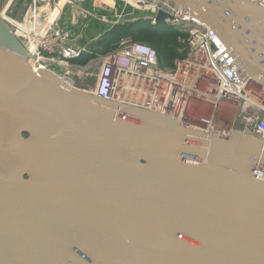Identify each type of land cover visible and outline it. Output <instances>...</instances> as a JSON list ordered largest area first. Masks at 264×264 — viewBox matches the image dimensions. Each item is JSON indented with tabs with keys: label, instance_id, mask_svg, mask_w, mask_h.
Here are the masks:
<instances>
[{
	"label": "water",
	"instance_id": "95a60500",
	"mask_svg": "<svg viewBox=\"0 0 264 264\" xmlns=\"http://www.w3.org/2000/svg\"><path fill=\"white\" fill-rule=\"evenodd\" d=\"M162 1L264 84L263 0ZM171 113L32 66L0 17V264H264V141Z\"/></svg>",
	"mask_w": 264,
	"mask_h": 264
},
{
	"label": "built area",
	"instance_id": "2783aa9c",
	"mask_svg": "<svg viewBox=\"0 0 264 264\" xmlns=\"http://www.w3.org/2000/svg\"><path fill=\"white\" fill-rule=\"evenodd\" d=\"M120 1L127 4V10L112 7L108 11L107 0H26L25 11L17 18L10 11L17 2L13 0L0 16L11 25L34 67L55 66L64 73L80 70L82 74L96 66L95 83L86 89L95 97L169 115L172 110L171 116L181 125L208 134L219 128L217 118L224 129L231 130L227 116L232 119L235 110L230 124L239 123L241 130L248 129L264 141V84L249 79L209 25L162 0ZM158 12L165 14L162 21L156 19ZM138 18L182 33L177 41L181 45L178 51L184 55L174 60L173 67L161 65L153 47L127 36L119 38L109 52L97 51L102 36ZM94 22L99 26L97 38L91 37V44L82 43L84 30ZM84 56L88 57L84 64L75 62ZM52 71L67 80L61 71ZM133 80L134 93L152 95L156 105L119 98L120 89ZM184 80H188L186 87L182 86ZM192 95L212 112L202 113L199 104L191 103Z\"/></svg>",
	"mask_w": 264,
	"mask_h": 264
},
{
	"label": "trees",
	"instance_id": "16d2710c",
	"mask_svg": "<svg viewBox=\"0 0 264 264\" xmlns=\"http://www.w3.org/2000/svg\"><path fill=\"white\" fill-rule=\"evenodd\" d=\"M97 25L96 22L93 26ZM97 27H99L97 25ZM181 32L174 31L171 28L159 24L151 26L148 21L138 18L134 21L117 25L114 29L107 32L98 41L97 51L105 54L114 48L115 42L121 37H130L133 41L143 42L153 47L158 55L159 63L163 66L170 67L175 59L183 57L178 49L181 45L177 37ZM87 56L75 60L76 63L84 64Z\"/></svg>",
	"mask_w": 264,
	"mask_h": 264
},
{
	"label": "rangeland",
	"instance_id": "374dc122",
	"mask_svg": "<svg viewBox=\"0 0 264 264\" xmlns=\"http://www.w3.org/2000/svg\"><path fill=\"white\" fill-rule=\"evenodd\" d=\"M6 2H7V0H0V7H5ZM98 4H99V2L97 3V5ZM108 4L111 6L110 7L109 5H107V7H105L106 10H108V11H110L112 7H119L120 9H122L124 11L127 10V8H126L127 4H125L124 2H122L120 0H115V2H108ZM98 8L99 7L97 6L96 9H98ZM17 17L19 18V17H21V15L17 16ZM98 29H99V27H97V25L89 27V29H88L89 33L86 36H84V38L81 40V42L84 43V44H86V43L87 44L88 43L91 44L90 39L93 36H96V38H97V35H95V33L99 31ZM172 30L177 31L176 29H172ZM181 58H183V57H181ZM173 66H174V62H173V65L170 66V67H173ZM52 67H50V70L54 69L55 71H58V72L61 71L64 78L71 79L72 82H73V86L74 87L81 88V89H88L89 87H92L94 85V83H95V77H96V73H97V67L96 66L90 67L88 72H86V73L82 72V74L80 73V70H69L67 73H64V71L61 70L60 68L55 67V66H52ZM233 115L234 116H233L232 119H231L232 115L228 118V119L232 120V122L235 119V110H234V114ZM218 124H219V126H221L220 123H217V126H218ZM228 126H229V124H228ZM225 127H223V129ZM229 127L232 128V129H240L241 126H240L239 123H234V125L230 124ZM223 133L224 134H228L226 132H223Z\"/></svg>",
	"mask_w": 264,
	"mask_h": 264
},
{
	"label": "bare ground",
	"instance_id": "6f19581e",
	"mask_svg": "<svg viewBox=\"0 0 264 264\" xmlns=\"http://www.w3.org/2000/svg\"><path fill=\"white\" fill-rule=\"evenodd\" d=\"M28 59H29V57H28ZM31 65H32V63H33V61L32 60H29L28 61ZM33 66V65H32ZM72 80L71 79H67V80H65L64 82L66 83V84H69V85H72V82H71ZM187 83H188V80H184L183 82H182V86L183 87H186V85H187ZM127 86H125V87H122L121 89H120V95H119V98H124V99H126V102L128 101V102H130V103H133V102H135V103H137V102H139V104L140 103H152L153 102V104L154 105H156L157 104V101H152V99H153V96L152 95H150V97L148 96V95H146V94H144V96H143V93H134V80L133 81H131V83L130 84H126ZM171 85L169 84V87H170ZM126 87H128V88H132V89H128V88H126ZM198 93V92H197ZM134 98L137 100H134ZM195 103V104H199L203 109H204V111L202 112V113H205V112H207V114H210L212 111L210 110V106H208V105H206L205 103H202V102H200V101H198V98L196 97V95H192L191 96V103ZM148 110H152V109H148ZM180 112H181V110H180ZM230 117V115H228L227 116V122H228V124H229V126H230V119H228ZM217 123H220L221 124V126H219V124H218V127L219 128H217V129H214V130H216V131H213L214 133H209V134H214V135H220L221 134V136H224V135H226V134H224L223 132H226V133H229V131L230 130H226V129H223V127H225V126H223V123H222V121L220 120V119H218L217 118V120H216V125H217ZM215 125V126H216Z\"/></svg>",
	"mask_w": 264,
	"mask_h": 264
},
{
	"label": "flooded vegetation",
	"instance_id": "af4514ba",
	"mask_svg": "<svg viewBox=\"0 0 264 264\" xmlns=\"http://www.w3.org/2000/svg\"><path fill=\"white\" fill-rule=\"evenodd\" d=\"M4 10H6V9H4ZM10 11H12L13 14L15 15V17H17V16L22 15L24 13L25 9L23 6L18 5V0H17V2L13 3L12 7L10 8Z\"/></svg>",
	"mask_w": 264,
	"mask_h": 264
},
{
	"label": "crops",
	"instance_id": "0c3cea01",
	"mask_svg": "<svg viewBox=\"0 0 264 264\" xmlns=\"http://www.w3.org/2000/svg\"><path fill=\"white\" fill-rule=\"evenodd\" d=\"M13 0H7V2H6V5H5V7H7L8 5H9V7L12 5V2ZM108 2H110V0H107ZM7 11V9L6 10H4V8H2V7H0V15H2L3 16V13H5ZM3 12V13H2ZM5 15V14H4ZM1 17V16H0ZM89 33V30H84V36H86L87 34Z\"/></svg>",
	"mask_w": 264,
	"mask_h": 264
}]
</instances>
